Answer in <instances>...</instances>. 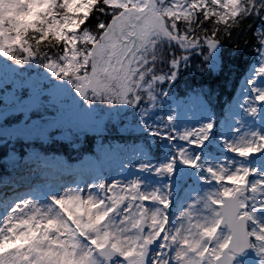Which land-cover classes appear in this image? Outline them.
<instances>
[{
  "label": "snow or ice",
  "instance_id": "1",
  "mask_svg": "<svg viewBox=\"0 0 264 264\" xmlns=\"http://www.w3.org/2000/svg\"><path fill=\"white\" fill-rule=\"evenodd\" d=\"M0 151V264H264V0H0Z\"/></svg>",
  "mask_w": 264,
  "mask_h": 264
},
{
  "label": "trees",
  "instance_id": "2",
  "mask_svg": "<svg viewBox=\"0 0 264 264\" xmlns=\"http://www.w3.org/2000/svg\"><path fill=\"white\" fill-rule=\"evenodd\" d=\"M86 153H87V152H86ZM86 153H85V154H86ZM74 155H75V154H74ZM2 156H3V154H2V155L0 154V159L2 158Z\"/></svg>",
  "mask_w": 264,
  "mask_h": 264
},
{
  "label": "rangeland",
  "instance_id": "3",
  "mask_svg": "<svg viewBox=\"0 0 264 264\" xmlns=\"http://www.w3.org/2000/svg\"><path fill=\"white\" fill-rule=\"evenodd\" d=\"M0 153H2V151H0ZM88 154V153H87ZM87 154H85V155H87Z\"/></svg>",
  "mask_w": 264,
  "mask_h": 264
}]
</instances>
